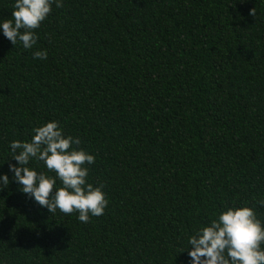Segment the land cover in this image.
<instances>
[{
    "label": "trees",
    "instance_id": "1",
    "mask_svg": "<svg viewBox=\"0 0 264 264\" xmlns=\"http://www.w3.org/2000/svg\"><path fill=\"white\" fill-rule=\"evenodd\" d=\"M62 3L31 49L0 29V264H190L189 237L225 206L264 225V0ZM51 120L95 156L87 182L109 203L88 223L9 171L11 141Z\"/></svg>",
    "mask_w": 264,
    "mask_h": 264
},
{
    "label": "clouds",
    "instance_id": "2",
    "mask_svg": "<svg viewBox=\"0 0 264 264\" xmlns=\"http://www.w3.org/2000/svg\"><path fill=\"white\" fill-rule=\"evenodd\" d=\"M53 4L63 7L62 0H15L12 19L0 21L3 35L14 46L19 41L25 49L33 48L38 39L35 30L50 14ZM249 15L255 17L254 7ZM33 58L47 59L46 50L33 52ZM33 133L30 141L10 143L12 158L17 163H9L8 167L21 191L49 213L55 214L57 209L65 215L78 212L82 223L90 222L92 216L103 215L109 203L102 191L104 185L87 182L88 165L95 163V156L78 147L79 137L66 136L56 120L35 127ZM32 160L43 161L48 172H54L55 176L29 167ZM57 178L61 182L59 187ZM0 181V188H6L9 177L0 174ZM256 203L264 207V199ZM188 243L190 264H264V225L253 207L225 206L190 236Z\"/></svg>",
    "mask_w": 264,
    "mask_h": 264
}]
</instances>
